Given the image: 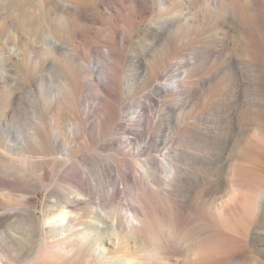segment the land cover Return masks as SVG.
<instances>
[{"label":"rangeland","instance_id":"rangeland-1","mask_svg":"<svg viewBox=\"0 0 264 264\" xmlns=\"http://www.w3.org/2000/svg\"><path fill=\"white\" fill-rule=\"evenodd\" d=\"M59 1L56 0V4L50 0V3L48 0L1 2L11 14L10 18L6 11L0 15V36L11 32L12 19L16 18L14 26L17 27L18 16L14 15L17 6L24 8L26 25L22 26L24 32L20 41L25 58L18 65L20 73L25 77L19 82L22 91L17 88L16 94L19 91L21 93L15 100H0V135L9 126L18 125V132L24 137L25 144L32 146L28 134L39 125L47 127L45 130L49 129L51 108L60 102L51 100L49 93L51 88H57L55 63H63L58 60L59 55L52 57L48 54L41 37L49 29L52 33L51 27L55 25L61 30L57 38L60 45L63 48H74L76 59L89 69L93 78L102 82L105 80L104 75L111 72L116 77L114 105L118 115L115 127L109 132L98 134L97 120L104 109L101 101L107 98L100 91L97 94L94 85H87L84 89L82 102L88 109L86 108L87 114L78 116L80 129L73 131L69 128L71 117L68 114L59 121L60 129L70 134L72 151L69 156L72 159L80 157L81 164L77 171L86 181L88 179L89 182L98 184L97 194L107 199L115 182L114 201L140 208L136 205L137 193L142 191L149 194L148 188L153 187L159 195L170 193L171 196L175 195L177 201L185 199L188 202L187 210L191 206L190 208L199 212L196 210L198 208L200 215L204 214L202 217L208 219L210 216V219L217 218L219 213L224 214L234 207L230 199H239L240 190L244 198L254 192L264 193V140L262 143L258 132L264 126V0H65L95 10V18H88L93 20L92 23L85 20L79 22L72 12L63 9V4ZM67 20L70 24H67ZM77 23L81 24L77 26ZM74 25L76 28L83 27L82 36L72 37L69 34L68 27L73 29ZM159 27L168 30L163 38L155 36V30ZM44 28H48L47 32ZM107 30H115L119 39H110ZM91 41L97 44L94 50L86 46ZM108 44L113 48L108 50ZM156 60L165 64L159 71L160 83L172 86L177 77H183L184 73L188 77L184 93L167 95L162 101L152 105L146 128L154 141L156 135H159L162 137L161 142L171 146L173 150V162L179 169L178 180L175 176L173 183L156 167H153V173L148 174L135 165V145L123 142L127 137V133L123 131L126 123L133 131L140 130L139 124L129 118L136 111L135 105L149 106L146 94L155 98L150 93V85L145 82L149 79L143 80L135 89H132L130 81L133 76L142 75L139 62L152 64ZM112 61L117 63V68L110 64ZM31 67L34 69L31 70ZM9 84L13 85L14 82L5 86L7 94ZM158 116L159 120H164L162 127L157 124ZM172 124L177 129V134L172 136L174 138H171ZM38 130L40 131V126ZM11 133L10 129L7 135ZM106 144L122 150L119 154L113 151L101 152L102 155L112 154L116 158L120 166V180L115 178L110 169H103L100 165L101 157L94 151ZM3 146L0 141V177L6 172H23L19 159L24 156L10 157L2 152ZM34 147L28 148L29 159L41 153L37 145ZM210 154L213 157L207 164L203 159ZM150 155L154 156L155 153L151 152ZM55 156L60 157L58 154ZM241 165L256 180L252 187H235V178ZM58 169L55 166L54 171ZM32 170L38 173V168ZM207 175L217 186L210 194L202 192V181H206ZM167 184L171 186L168 188ZM60 186L64 184L59 182L58 187ZM233 189L236 195L229 194ZM5 190L0 186V212L4 216L0 222V234L3 237L9 236L14 241L12 258L19 263H28L37 253L40 238L37 234L26 233L28 223L25 221H28V216L11 213L12 209L22 207L21 194ZM44 197V192L39 193L41 200ZM260 203L264 214V199L261 202L260 198ZM40 206V201L32 206L37 214L36 221L32 222L38 225L41 224ZM249 216L244 224L241 220L244 231L249 225L245 232H248V236L244 250H248L250 254V264H261L264 263V244L259 234L263 220L257 213ZM202 217L200 216L201 219ZM247 223L252 224L250 226Z\"/></svg>","mask_w":264,"mask_h":264},{"label":"bare ground","instance_id":"bare-ground-1","mask_svg":"<svg viewBox=\"0 0 264 264\" xmlns=\"http://www.w3.org/2000/svg\"><path fill=\"white\" fill-rule=\"evenodd\" d=\"M4 1L6 2L7 0H0V15L6 11L10 18L11 11L4 3H1ZM50 2L53 4L57 3L56 0H50ZM50 2L48 0V3ZM59 2L63 4V9L66 12H72L79 22L85 20L92 23L93 20L88 18L94 19L96 16L95 10L86 9L77 2H67L65 0H60ZM23 9L17 6L14 11V15L18 16V23L15 22L16 25L18 24L17 27L14 26L16 18L12 19L10 21L13 25V27L11 26V32L0 36V100H15L22 91L19 82L24 80L25 77L20 73L21 70L18 65L25 58L24 48L20 43L23 37L22 32H24L22 26L26 25L24 20L26 14ZM109 10L113 12V10ZM61 14L64 15L65 13L61 12ZM67 24H70V21L67 20ZM79 24L77 23L76 25L78 26ZM60 26L64 27V25ZM124 27L128 28V25L124 24ZM68 29L72 37L82 36L83 27L82 29L81 27L76 28L74 25L73 29L69 27ZM49 30L41 37V39L43 38V44L48 54L50 53L52 57L59 55L58 60L63 64L55 63L57 88H51L49 93L51 100H60V102L51 108L49 129L45 130L44 128L47 127L39 125L40 131L38 126L28 134L31 143L34 146L37 145L41 153H38L33 159L27 157L28 148L30 149L34 146L25 144L24 137L18 132L20 128L18 125L9 126L5 129V133L0 135V141L4 144L3 153L8 154L10 157L24 156L19 159L23 165V172H6L3 176L4 178L0 177V186L3 189L21 194L22 207L20 209H12L11 213L15 215L20 213L25 217L28 216V221H25V223H28L26 233L30 235H33V233L37 234L40 241L34 259L28 263H19L11 256L14 253L12 246L14 241L9 236L3 237L0 234V264H250V254L248 250H244L246 237L248 236V232H245L249 225L244 231L245 227L242 228L241 220H243L244 224V220L249 219V215L252 213H257L261 217L263 224L259 235H261L260 240L264 244V232H262L264 230V214L260 203V198L261 202L264 199V193L254 192V194H250L251 196L248 195V198L242 196L243 193L240 192V188L244 186L252 187L256 181L253 180L243 165L240 166L235 178V187H240V194H238L241 197L233 201L230 199L234 207H231L226 212L223 210L224 214L219 213L217 218L213 217L210 219V216L208 219L207 217H202L204 214L200 215V210L197 206L195 207L199 212L195 211L193 207L190 208L191 206L187 210L188 202L185 199L177 201L176 197L174 198V193V196H171L170 193L159 195L153 187L148 188L149 194L138 190L136 205L138 204L140 208L133 207L126 202L119 203L114 201L115 182L112 185L113 191L110 190L107 194V199H104L96 193L98 192V184L89 182L88 179L86 181L81 176L77 171L78 165L81 164V159L80 157L72 159L69 156L72 151L70 134L64 129H60L59 121L61 117L68 114L71 117L69 128L73 131L80 129L81 123L78 116L85 114L88 109V107H86L87 109L85 108V104L82 102L84 89H86L87 85H94L96 93L100 91L107 98L101 101L104 109H102L101 117L99 116L100 118L98 117L97 120L98 134L109 132L115 127L118 115L114 105L116 77L115 73L111 72L104 75V81H97L93 78L89 69L77 60V53L74 48L68 46L63 48L60 45L57 38L61 30L56 28L55 25L51 27L52 33ZM107 31L110 34V39H119L115 30ZM64 32L66 31L64 30ZM155 32V36L163 38L168 30L165 27H159ZM96 45V42L91 41L86 46L94 50ZM107 48L110 50L113 46L108 44ZM109 59H111V56ZM110 64L113 67L117 65L114 61L110 62ZM162 65L163 62L159 60L152 64H148L146 61L138 63L142 70V75L133 76L130 81L132 89L140 86L144 82L143 80L149 79L145 82H148L150 93L157 99L146 94L150 105H135L136 111L129 118L130 121H135L139 124L140 130L133 131L130 125L126 123L123 131L127 133V137L124 138L123 142L127 145H135L136 154L133 155L137 158L134 162L135 165L144 169L148 174L153 173L152 169L156 167L173 183L175 176L177 180L179 176V169L174 164V159L171 155L173 150L171 146L161 142V136L159 135H156L154 141L149 129L146 128L149 125L148 116L152 105L157 104L160 100L162 101L167 95L177 96L184 93L185 82L188 77L184 73L183 77H177V81H174L172 86L162 84L160 83L161 77L159 74ZM33 69L31 67V70ZM10 82H14V84L8 85L9 93L7 94L5 86ZM155 82L157 85H154ZM17 88L21 91L16 94ZM79 100H81L80 103ZM78 103L79 105L76 108ZM167 117L169 118V116ZM159 118L158 116L157 124L162 127L164 126V120H159ZM171 127L173 131L171 138H174L172 136L177 134V129L173 124ZM10 129L12 133L7 135ZM258 132L263 143L264 126H261ZM46 136L48 140H46ZM35 150L37 151V149ZM94 151L101 157L102 162L100 161V165L103 169H110L115 174V178L120 180V166L116 158L112 154L102 155V153L113 151V153L119 154L122 150L114 149L113 146L106 144L100 148H95ZM123 151L126 152L125 150ZM151 152H154L155 155H150ZM57 154L60 157H56L55 155ZM212 157L211 154L207 157L205 156L203 161L208 164ZM138 158H143V160ZM55 166L59 167L56 171H54ZM32 168H38V173L36 174ZM208 178L207 175L206 181H202V192L206 194L213 193L217 187ZM164 180L166 181V179ZM177 180H175V183ZM47 181L48 184L46 183ZM59 182L63 183L64 186L58 187ZM150 182L153 183L152 180ZM167 186L169 188L171 185L167 184ZM233 190L231 193L229 192L230 195L235 193L236 189L234 192ZM41 192L45 194L42 200L39 198V193ZM39 201L41 202L39 209L41 224L38 225L32 222L36 221L37 215L32 206L37 205ZM11 213L9 212L8 215ZM200 216L203 219L206 218V220L201 219ZM3 217L0 212V222ZM247 224L251 226L252 223ZM261 264L264 263L261 262Z\"/></svg>","mask_w":264,"mask_h":264}]
</instances>
